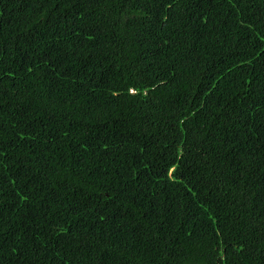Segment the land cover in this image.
Masks as SVG:
<instances>
[{
    "label": "trees",
    "instance_id": "1",
    "mask_svg": "<svg viewBox=\"0 0 264 264\" xmlns=\"http://www.w3.org/2000/svg\"><path fill=\"white\" fill-rule=\"evenodd\" d=\"M0 264H264V0H0Z\"/></svg>",
    "mask_w": 264,
    "mask_h": 264
}]
</instances>
